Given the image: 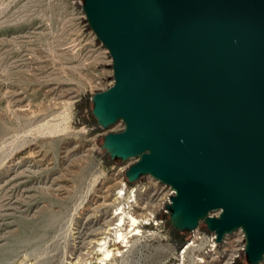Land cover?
Segmentation results:
<instances>
[{
	"label": "water",
	"instance_id": "obj_1",
	"mask_svg": "<svg viewBox=\"0 0 264 264\" xmlns=\"http://www.w3.org/2000/svg\"><path fill=\"white\" fill-rule=\"evenodd\" d=\"M112 57L114 83L93 97L111 158L136 157L130 183L173 187L169 220L217 240L246 233L264 259V0H84ZM214 213H217L215 215Z\"/></svg>",
	"mask_w": 264,
	"mask_h": 264
},
{
	"label": "rangeland",
	"instance_id": "obj_2",
	"mask_svg": "<svg viewBox=\"0 0 264 264\" xmlns=\"http://www.w3.org/2000/svg\"><path fill=\"white\" fill-rule=\"evenodd\" d=\"M78 1L0 0V264H65L103 222L101 182L113 190L121 173L128 188L153 185L147 175L130 183L125 172L136 160L102 147L125 123L103 128L92 113L93 95L114 83L112 57ZM44 183L64 200L37 213L29 196ZM172 229L174 241L188 236Z\"/></svg>",
	"mask_w": 264,
	"mask_h": 264
},
{
	"label": "bare ground",
	"instance_id": "obj_3",
	"mask_svg": "<svg viewBox=\"0 0 264 264\" xmlns=\"http://www.w3.org/2000/svg\"><path fill=\"white\" fill-rule=\"evenodd\" d=\"M134 160L137 161V158H129L127 162L130 163ZM147 176L151 184L158 181V179L150 174ZM115 180L113 190V186L106 185L105 181L101 182L97 190L98 196L102 197L103 200L95 207L97 208V214L100 211L102 212L103 222L94 234L88 238L83 247L69 252L71 259L68 262L66 261L65 264H112L119 260V258L121 259L126 256L129 251L131 252L135 249L138 240L135 235L143 230L140 223L143 221L148 222L151 214L156 210L155 207L158 205L147 198L149 192L148 184L138 183L139 185L128 188L127 182L121 173L115 176ZM52 186L53 184L49 186L47 183H44L42 186L34 185L33 194L29 197L39 200L36 205L38 209L37 213L40 212V209H42V212L45 210L53 211L52 209L55 207L56 202L60 199L64 200L63 196L57 192V188H53ZM66 187L68 188V185ZM54 215L51 213V217ZM70 220V234L74 237L75 223H72V216ZM165 248V246H157L156 249ZM26 260L23 259L22 264H34L27 263Z\"/></svg>",
	"mask_w": 264,
	"mask_h": 264
},
{
	"label": "built area",
	"instance_id": "obj_4",
	"mask_svg": "<svg viewBox=\"0 0 264 264\" xmlns=\"http://www.w3.org/2000/svg\"><path fill=\"white\" fill-rule=\"evenodd\" d=\"M78 2L83 16H86L84 0ZM152 188L157 192V198L150 195ZM174 194L173 187L160 180L149 188L147 198L158 206L148 222L140 223L143 230L135 235L138 239L135 249L112 264H238L246 256V233L241 227L218 241L214 231L200 224L182 241H174L169 220V205ZM157 246L166 248L157 250ZM159 253L163 256L155 260ZM259 264H264V259Z\"/></svg>",
	"mask_w": 264,
	"mask_h": 264
},
{
	"label": "trees",
	"instance_id": "obj_5",
	"mask_svg": "<svg viewBox=\"0 0 264 264\" xmlns=\"http://www.w3.org/2000/svg\"><path fill=\"white\" fill-rule=\"evenodd\" d=\"M175 231H177V232H179L178 230H176V229H174ZM239 264V263H238ZM245 264H247V262L245 263Z\"/></svg>",
	"mask_w": 264,
	"mask_h": 264
}]
</instances>
